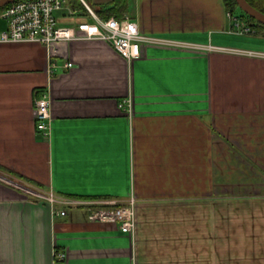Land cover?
<instances>
[{
  "label": "crops",
  "instance_id": "0c3cea01",
  "mask_svg": "<svg viewBox=\"0 0 264 264\" xmlns=\"http://www.w3.org/2000/svg\"><path fill=\"white\" fill-rule=\"evenodd\" d=\"M126 12L142 33L201 46L144 44L128 61L108 41L74 39L50 72L44 45L0 43V264H264V57L219 50L264 51V31H236L223 0H127ZM42 92L49 135L34 123ZM8 178L63 196L133 194L135 232Z\"/></svg>",
  "mask_w": 264,
  "mask_h": 264
},
{
  "label": "built area",
  "instance_id": "2783aa9c",
  "mask_svg": "<svg viewBox=\"0 0 264 264\" xmlns=\"http://www.w3.org/2000/svg\"><path fill=\"white\" fill-rule=\"evenodd\" d=\"M71 0H15L9 6L0 11V43L5 42H36L46 47L50 58V72L57 63L52 57L58 54V44L74 39H101L108 41L113 48L128 61L139 58L143 54L144 44L156 43L176 46L200 47V44L178 41L166 37L148 35L142 33L126 12L121 18H104L85 1H80L85 12L74 9ZM73 18L69 23H61L58 13ZM235 26L240 25V20L233 18ZM240 33L254 32L255 28L249 24L241 25ZM208 49H216L213 45H207ZM219 50L243 53L264 57V51L243 50L220 47ZM66 67L72 66L70 61ZM118 106L130 115L132 103L130 98L120 101ZM34 123L38 133L49 135L51 130L50 99L46 92L35 96L33 100ZM50 204L76 207L85 211L87 219L91 222H99L115 225L120 231L134 233L136 229V197L131 194L125 201H119L111 197L79 198L57 195L52 191L33 192ZM56 215H65L66 209H53ZM54 257L64 259L65 253L56 251Z\"/></svg>",
  "mask_w": 264,
  "mask_h": 264
},
{
  "label": "trees",
  "instance_id": "16d2710c",
  "mask_svg": "<svg viewBox=\"0 0 264 264\" xmlns=\"http://www.w3.org/2000/svg\"><path fill=\"white\" fill-rule=\"evenodd\" d=\"M96 13L104 18L114 17L121 18L122 14L126 11L127 0H110L107 4H99L98 6L93 4L91 0H85ZM250 5H252L257 10L264 14V0H246ZM226 10L232 14L237 15L243 19L248 24L256 27L258 30L264 31V24H262L257 19L245 13L237 4L236 0H223ZM11 3L0 7V11L9 6ZM71 7L74 9H79L86 11L84 5L78 0L70 1Z\"/></svg>",
  "mask_w": 264,
  "mask_h": 264
},
{
  "label": "water",
  "instance_id": "95a60500",
  "mask_svg": "<svg viewBox=\"0 0 264 264\" xmlns=\"http://www.w3.org/2000/svg\"><path fill=\"white\" fill-rule=\"evenodd\" d=\"M14 0H0V7L13 2ZM238 6L248 15L264 24V14L250 5L246 0H236Z\"/></svg>",
  "mask_w": 264,
  "mask_h": 264
},
{
  "label": "rangeland",
  "instance_id": "374dc122",
  "mask_svg": "<svg viewBox=\"0 0 264 264\" xmlns=\"http://www.w3.org/2000/svg\"><path fill=\"white\" fill-rule=\"evenodd\" d=\"M109 1L110 0H91V2L93 3V4H95V5H99V4H107V3H109ZM59 14V13H58ZM240 24H241V21H240ZM241 25L240 26H236V31H240L241 30ZM235 37V39L236 40H239V41H241V42H237V44L236 43H234L235 45H240V43L241 44H243V45H251V46H253V44H255V42H254V40H252V38H255V36H247L246 38L245 37H237V36H234ZM262 37V36H261ZM239 43V44H238ZM260 48H264V45L262 44L261 46H259ZM13 180V179H12ZM15 181V180H14ZM16 182H18V181H16ZM18 183H20V182H18ZM20 184H22V183H20ZM23 185V184H22Z\"/></svg>",
  "mask_w": 264,
  "mask_h": 264
}]
</instances>
